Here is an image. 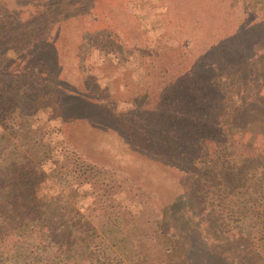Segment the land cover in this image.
I'll use <instances>...</instances> for the list:
<instances>
[{"label": "rangeland", "instance_id": "rangeland-1", "mask_svg": "<svg viewBox=\"0 0 264 264\" xmlns=\"http://www.w3.org/2000/svg\"><path fill=\"white\" fill-rule=\"evenodd\" d=\"M25 1L0 0V185L4 167L21 158L9 137L8 118L16 123L23 114L40 128L43 141L52 139L64 170L72 166L65 156L74 155L95 164V172L76 201L60 199L43 217L58 227L52 236L58 243H48L40 230L28 236L5 227L0 264H201L193 248L173 247L178 235L171 239L173 227H164L157 216L184 190L200 186L192 173L155 159L167 156L165 146L161 153L148 144L158 138L173 141L172 118L186 110L187 90L206 93L207 111L215 118L232 116L243 97L248 110L240 111L237 138L263 149L256 164L264 169L263 0H37L43 2V20H50L44 38L55 37V42L37 43L43 51L39 56L33 50L21 56L33 43L17 35L13 24L36 20ZM60 6L78 11L58 31L50 24L66 14ZM218 43L220 49L206 57L215 61L213 69L179 78L193 72L199 56ZM53 45L60 53L64 88L95 102L94 122L65 123L59 98L45 80L19 73L26 66L31 77H42ZM200 202L207 215L197 211L195 219L201 227L212 225L203 240L213 243L215 252H226L233 231L211 222V198ZM256 203L263 206L264 200Z\"/></svg>", "mask_w": 264, "mask_h": 264}, {"label": "trees", "instance_id": "trees-1", "mask_svg": "<svg viewBox=\"0 0 264 264\" xmlns=\"http://www.w3.org/2000/svg\"><path fill=\"white\" fill-rule=\"evenodd\" d=\"M23 3H29L33 8L36 20L17 21L13 24V28L19 30L17 35L25 37V42L33 43L32 47L25 46L21 56L28 55L31 50L39 56L43 51H40L42 48L37 43L46 40L51 46V43L55 42V37L44 38V32L47 31L50 20H43L44 17L41 14L43 2L29 0ZM58 8H63L66 14L59 21L54 19L50 26L51 29L59 31L62 23L75 15L78 10H74V7L70 11L62 6ZM33 38L36 39L33 40ZM56 45L49 47L46 52L49 62L45 67L46 73L42 77H31L27 74L26 66H22V71H18L31 79H39L41 83L45 80L48 89L52 88L53 94L59 98L65 123L80 118L91 120L96 110L95 102L64 88L66 82L62 78V64ZM220 45L218 43L205 51L199 56L194 68L191 67L190 70L193 72H188L179 78H190L192 75L197 76L213 69L216 66L215 61H210L206 57L214 49H220ZM200 68L205 71H200ZM206 80H208L207 77ZM175 87L178 89L177 86ZM186 87L193 89L194 85L189 84ZM205 94L202 91L197 93L190 90H187L184 96L181 94L187 99V106L191 104V108L186 106V110L180 109V113H174L172 118L174 124L170 129L174 142H165L164 139L158 138V142L151 141L148 144L149 147L161 153L165 146L164 152H167V156L155 157V159L172 164L187 174L192 173L190 178L201 189L191 186L193 190L191 187L184 190L157 216H161L160 223L164 227H167V224L173 227L171 235L168 234L171 239L178 235L179 240L173 239V247L193 248L191 253L200 255L197 261L201 264H214L215 261H218V264H264V205L260 206L256 203L257 198L264 200V177L261 176L264 175V169L261 170L256 164L262 157L260 155L263 149L259 148L261 151H257L258 148L256 149L254 143L237 138L238 134L242 133L239 124V122L242 124L240 111L243 110L244 113L248 110L247 104L242 101V96L239 102L240 107L234 110L232 115L236 122L231 124L228 123L231 115L225 118L221 113L216 115V118L210 116ZM21 118L20 120L23 121L16 123V120H11L12 117L8 118L11 123L9 137L16 140L13 147L18 151L16 155H21V158L19 162L11 160L1 172L3 179L0 185V201H3L4 205L0 206V237L5 227L17 234L28 236L40 230L49 243L52 242L50 240L56 241L52 236L59 229L53 227L43 217H48L51 204L57 203L58 200L64 199L71 202V199L76 201L79 198L81 185L92 181L91 175L95 172V164L86 160L79 161V156L68 155L65 158L68 157L67 160L72 166L69 170H64L52 146V139L47 141L46 137L47 140L43 141V136L39 135L40 128L30 125L24 114ZM187 119H190V125ZM163 130L164 128H160L159 132ZM226 134L227 137L224 136ZM21 182L27 183L29 188L23 190ZM202 198L206 200L211 198V202L208 203L210 210L207 209L211 214L210 217H215V220L211 222L233 231L230 235L233 241L227 246L226 252H215L216 247L213 243L208 244L202 238V234L212 230V225L207 224L201 227L199 218L195 219L197 211L207 215L204 211L205 207L200 205ZM73 209L78 214L76 208ZM245 216L248 217L244 219ZM143 235L146 238V233ZM35 257L38 260L43 258L40 253H35ZM100 264L103 262L100 261Z\"/></svg>", "mask_w": 264, "mask_h": 264}]
</instances>
